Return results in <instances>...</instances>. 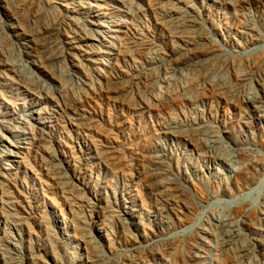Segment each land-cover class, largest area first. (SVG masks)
I'll list each match as a JSON object with an SVG mask.
<instances>
[{"label":"rangeland","instance_id":"rangeland-1","mask_svg":"<svg viewBox=\"0 0 264 264\" xmlns=\"http://www.w3.org/2000/svg\"><path fill=\"white\" fill-rule=\"evenodd\" d=\"M0 264H264V0H0Z\"/></svg>","mask_w":264,"mask_h":264}]
</instances>
